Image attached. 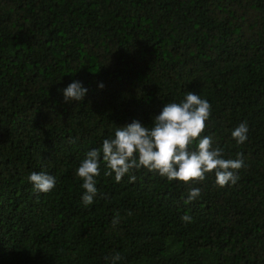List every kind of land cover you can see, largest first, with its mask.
<instances>
[{
  "label": "trees",
  "instance_id": "16d2710c",
  "mask_svg": "<svg viewBox=\"0 0 264 264\" xmlns=\"http://www.w3.org/2000/svg\"><path fill=\"white\" fill-rule=\"evenodd\" d=\"M74 81L87 93L66 102ZM189 91L211 105L201 137L225 159L243 154L238 181L142 167L117 183L101 159L85 207L86 153L133 120L151 127ZM41 171L56 178L48 193L28 180ZM116 253L117 264H264V0H0V264H112Z\"/></svg>",
  "mask_w": 264,
  "mask_h": 264
},
{
  "label": "clouds",
  "instance_id": "9594fccd",
  "mask_svg": "<svg viewBox=\"0 0 264 264\" xmlns=\"http://www.w3.org/2000/svg\"><path fill=\"white\" fill-rule=\"evenodd\" d=\"M86 93L87 89L79 81H74L63 90L66 102L82 101ZM210 114V103L189 91L179 103H166L160 114L153 117L151 127L138 120L117 127L114 137L104 139L101 148L88 151L76 170V175L83 180L82 188L85 191L81 199L85 207L93 204L98 194L95 177L100 175L101 159L108 169L104 175L112 176L114 173L117 183L131 170L143 167L169 181L184 183L202 182L206 174L214 172L219 187L234 185L239 179L238 170L243 167V154L238 153L236 159H225L223 149L214 146L211 135L201 137ZM247 133L248 125L244 122L231 132V136L237 144H243L248 138ZM194 142H197L195 148L191 147ZM135 179L132 175L129 181L134 182ZM28 180L40 193H48L56 185V178L44 171L32 172ZM200 195L199 188H190L187 200L191 202ZM181 219L191 221L187 215ZM118 223L117 214L112 224L115 227ZM109 259L112 264H117L121 257L116 253Z\"/></svg>",
  "mask_w": 264,
  "mask_h": 264
}]
</instances>
